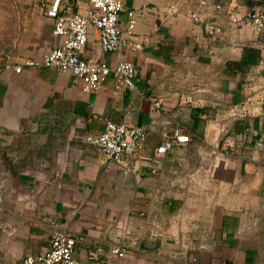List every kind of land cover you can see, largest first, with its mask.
Wrapping results in <instances>:
<instances>
[{
	"label": "crops",
	"instance_id": "1",
	"mask_svg": "<svg viewBox=\"0 0 264 264\" xmlns=\"http://www.w3.org/2000/svg\"><path fill=\"white\" fill-rule=\"evenodd\" d=\"M50 2L0 0V264L45 252L51 220L81 238L76 259L125 240L115 264H264V37L228 21L264 0H123L119 26L134 14L140 49L103 53L89 32L80 56L130 62L134 89L107 78L88 94L67 73L5 68L58 44ZM59 6L85 15L88 0ZM203 22L222 36L206 37ZM105 121L146 133L130 175L99 167L86 143ZM176 128L189 141L155 155Z\"/></svg>",
	"mask_w": 264,
	"mask_h": 264
},
{
	"label": "built area",
	"instance_id": "2",
	"mask_svg": "<svg viewBox=\"0 0 264 264\" xmlns=\"http://www.w3.org/2000/svg\"><path fill=\"white\" fill-rule=\"evenodd\" d=\"M215 10L221 7L216 5ZM124 12L123 0H88V11L85 15L72 13L65 8L60 12L59 0H51L44 13L52 20L51 34L57 37L58 44L39 59H29L20 64L8 66L13 72L22 69L49 68L61 73L70 74L80 83V91L92 93L102 87L103 82L110 78L115 91L134 89V66L119 60L113 65H106L101 60L85 59L80 56L86 45L89 32L96 33V41L103 53H117L122 50L137 51L140 49L134 40V14L125 13L124 29L118 23L119 14ZM189 18L197 23L198 16L191 13ZM231 24H246L252 30L264 37V10H254L245 13H229ZM202 32L206 37H221L223 31L213 22H203ZM190 99L184 98L187 104ZM154 110H159L158 100H151ZM146 133L143 128L132 126L125 122L114 123L105 121L99 135L87 137L86 143L97 148L100 155L98 166L104 169H114L123 175H130V161L143 149ZM189 141L187 134L174 129L166 142L155 148V155H165L172 147L183 145ZM212 151L211 154H214ZM264 168V162L262 163ZM154 171H150L153 173ZM148 206L145 208V213ZM144 216V213H140ZM81 238L71 236L68 231L55 220L49 222L48 249L36 256L26 255L21 264H115L129 253V244L125 240L112 241L106 248L99 245L86 247L83 259H76L75 254Z\"/></svg>",
	"mask_w": 264,
	"mask_h": 264
},
{
	"label": "rangeland",
	"instance_id": "3",
	"mask_svg": "<svg viewBox=\"0 0 264 264\" xmlns=\"http://www.w3.org/2000/svg\"><path fill=\"white\" fill-rule=\"evenodd\" d=\"M9 39L7 37H0V49L6 44Z\"/></svg>",
	"mask_w": 264,
	"mask_h": 264
}]
</instances>
